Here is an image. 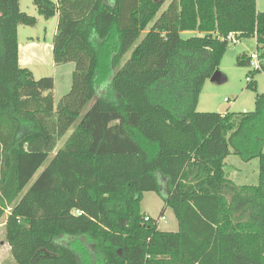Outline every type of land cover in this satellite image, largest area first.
Listing matches in <instances>:
<instances>
[{
	"label": "trees",
	"instance_id": "16d2710c",
	"mask_svg": "<svg viewBox=\"0 0 264 264\" xmlns=\"http://www.w3.org/2000/svg\"><path fill=\"white\" fill-rule=\"evenodd\" d=\"M19 1L0 0V219L15 263L264 264V93L248 82L253 110L196 111L228 33L255 38L251 72L264 71L256 0H170L157 18L166 0H32L57 15L54 64L74 65L56 106L53 78L18 64L17 27L36 24ZM231 154L258 159L256 184L230 180ZM147 191L176 231L145 220Z\"/></svg>",
	"mask_w": 264,
	"mask_h": 264
},
{
	"label": "rangeland",
	"instance_id": "374dc122",
	"mask_svg": "<svg viewBox=\"0 0 264 264\" xmlns=\"http://www.w3.org/2000/svg\"><path fill=\"white\" fill-rule=\"evenodd\" d=\"M54 1V0H53ZM170 0H166L157 12L155 18L166 8ZM32 6L33 3L30 0L22 2L23 12L36 18V24L34 26L20 25L19 29V41H28L32 37L34 40L33 47L29 51L30 64L29 70L35 79L41 77H52L54 86L52 89L54 106H56L60 97L69 89L71 83V74L74 69V65L71 62L63 63L59 65L53 64L52 56V39L54 31L57 25V15L54 18L45 19L35 12L34 8L30 9L28 6ZM34 6V5H33ZM256 9L258 11H264V0H256ZM47 21V22H46ZM56 21V22H55ZM151 24V23H150ZM194 34V33H192ZM191 34V35H192ZM183 38L190 36L189 33H182ZM246 53L252 55L257 53L255 38H240L237 37V42H228L226 51L220 61L219 70L226 76V81L223 83L212 82L209 79L204 82L200 91L196 111L199 112H220V111H233L241 112L243 109L251 111L254 108V95L255 92L247 88V83H254L257 92L264 93V71L259 70L255 73L249 64L237 65L236 57ZM129 52L124 55L121 60V64L128 58ZM246 78H249L247 80ZM99 94V93H97ZM97 96V95H96ZM228 99V101H225ZM71 127L67 133L61 138L54 151L49 155L48 159L44 162V165L39 171L46 165L49 159L55 153V150L59 148L64 139L71 132ZM264 152V146L263 150ZM227 163L226 169L231 164L243 169V171L249 170V180H243L244 184H256L258 177V159H252L249 164L245 165L243 161L239 159L237 155L231 154L225 159ZM229 170V169H228ZM254 173V175H252ZM37 175V174H36ZM33 176L31 181L24 188L20 196L25 192L27 187L36 178ZM255 179V181L253 180ZM140 210L142 214L148 215L151 218L157 219V228L161 231H176L177 222L174 214L170 208L165 207L163 198L154 191L144 192L140 201ZM164 216V218H160ZM4 220L5 215L0 219V264H16L13 260L9 246L5 241L4 232Z\"/></svg>",
	"mask_w": 264,
	"mask_h": 264
},
{
	"label": "crops",
	"instance_id": "0c3cea01",
	"mask_svg": "<svg viewBox=\"0 0 264 264\" xmlns=\"http://www.w3.org/2000/svg\"><path fill=\"white\" fill-rule=\"evenodd\" d=\"M23 1H25V0H20L19 1V7H20V10L21 11H23V9H22V2ZM30 2L32 3V0H30ZM26 6H28L30 9H32L31 7H33L34 10H35V12L37 13V9H36L35 6H33V5L30 6V4L29 5H26ZM50 18H54L55 19V15L52 16V17H50ZM19 29H20V25L17 27L18 64H19L20 67L28 68L29 67V64H30V59H31L30 58V55H29V51L31 50V48L35 44H34V40H33L32 37H30L29 38L30 40H28V41H23V40L22 41H19ZM55 31H56V28H55ZM55 31H54V33H55ZM189 34H192V33H189ZM51 49H52V45H51ZM53 64H54V62H53ZM54 65H56V64H54ZM224 112H226V111H220L218 113L223 114ZM242 112H246V109H243ZM243 163L245 165H247V164L250 163V161L243 162ZM228 169H227L228 170V176H229L230 180L233 183H235L236 185H244V183H243L244 181L243 180H249V178H250L249 177V172H248L249 170L243 171V169H241V168H239V167H237V166H235L233 164H231ZM252 175H254V173ZM253 180L255 181V179H253ZM257 181H258V177H257Z\"/></svg>",
	"mask_w": 264,
	"mask_h": 264
},
{
	"label": "built area",
	"instance_id": "2783aa9c",
	"mask_svg": "<svg viewBox=\"0 0 264 264\" xmlns=\"http://www.w3.org/2000/svg\"><path fill=\"white\" fill-rule=\"evenodd\" d=\"M225 39L227 40V42H232L235 43L237 42V37L236 34L233 32H230L227 34V36L225 37ZM250 57V61H249V65L255 70V69H259L260 68V60L258 58V54L257 53H253L252 55H249ZM247 80H249V78H246ZM225 101H228V99H225ZM76 213L79 214L78 211H76ZM149 216H145V220H148ZM160 218H164V216H161ZM159 218H157L158 220Z\"/></svg>",
	"mask_w": 264,
	"mask_h": 264
},
{
	"label": "water",
	"instance_id": "95a60500",
	"mask_svg": "<svg viewBox=\"0 0 264 264\" xmlns=\"http://www.w3.org/2000/svg\"><path fill=\"white\" fill-rule=\"evenodd\" d=\"M209 80L216 83H223L226 81V76L220 70H215Z\"/></svg>",
	"mask_w": 264,
	"mask_h": 264
}]
</instances>
